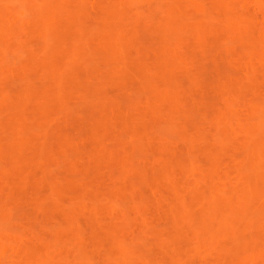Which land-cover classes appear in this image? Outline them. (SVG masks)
I'll return each instance as SVG.
<instances>
[{
    "label": "rangeland",
    "instance_id": "obj_1",
    "mask_svg": "<svg viewBox=\"0 0 264 264\" xmlns=\"http://www.w3.org/2000/svg\"><path fill=\"white\" fill-rule=\"evenodd\" d=\"M81 1H82V8L84 11V13L81 12L82 14H84L82 16L80 15L81 19L84 20L86 24L94 25L97 27V30L95 32H92V33H90V31L86 32V36L88 37V39L90 38L92 39V41L93 39L97 41V39L100 40V38H103V37H109L111 39L118 38L117 40L121 41L119 43L123 45V47L125 48L124 50L125 59L124 61L116 60L117 56H111L105 59L107 64L108 63L109 64L114 63V65L117 64L116 66L119 68V70L116 69L117 71L114 70V67L116 66L113 65V68H112L113 70H112L111 69L112 66L111 67H109V65L106 66L105 61L104 63L101 62V64L105 65L104 66L105 68H103V65H101L102 67L93 65L95 64L94 62H92L93 64H90L91 61L89 63L87 62L88 60L81 63L79 67H77L79 70H78V73L75 74V76L79 75L78 78L92 77L93 78L92 81L101 80V83L103 84L102 86L103 88L100 94L102 93L101 95L104 97V102H105L104 108L105 109L99 106L101 105V102L98 100L95 101L96 104H95V107H93L94 106L93 104L95 102L92 104L91 101H89L90 98L89 96H87V94L86 95L84 94L85 96L81 99L79 97H82V95L77 97L78 94L76 96L73 94L72 97L69 98L70 99L68 102L69 108L66 107V109L68 110L64 108H63L64 110L60 109V107L57 105V103H54V101L53 102L51 101L50 103H48L50 104L49 105L50 107L48 109L51 111V116H50L51 118L49 119V126L55 129L57 132L55 134L50 133L49 135H46V136H39V137L36 136L37 139L35 137V140H37L36 142L37 144L40 143L39 145L42 146V147L40 146L39 147L41 151H43L44 156H46L45 159H47L46 161L47 164L45 163V165H47L46 167L48 168V172L43 175L42 179L43 180L45 179V181H51V182L56 181L57 184H58V181L61 179V184L63 183L61 185L59 182L60 186L61 187L63 186L62 187L63 194L61 193L62 195H60L61 200L60 201L55 200L56 202L55 201L51 202L49 200L50 203L55 204V205L49 204V206L51 205L53 209L48 208L47 206L43 207V204H42L43 201L41 202L40 199L44 200L43 199L44 196L46 198L48 196L46 194L48 193L46 182H44V184L42 185L35 184V182L34 183L33 181L31 182V180L30 181L28 180L26 183L23 182V184L18 182L19 185H17V187L18 186L19 187H18V190L15 191L14 193L15 195L13 194V192L8 193V191H5V189L3 191L2 190L3 188H1L0 189V201H1L0 202L1 204L0 205V220H1L0 221L1 223L0 236L7 235V233L9 234V232L10 234H13L15 233L14 230L17 231L16 233L23 234V235L24 234L29 235V236L35 235L36 237L38 236L37 242L35 240L30 241L29 243L36 242L34 245L32 243V245L30 246L31 247L34 246L40 249V247H43L45 245L44 243L48 242L47 239L49 240V237L51 236L49 234L51 226L53 225V223L55 224L52 211L56 213L62 209L61 211L66 212V209L65 210L63 209L66 207L65 205L69 201L70 196L72 197L74 194L79 195V193L82 191L80 193L81 195L85 191L83 195L81 196L86 201L90 199V195H91L90 192L95 191L94 193L96 194V192L97 191L99 192L100 190V191H104L106 195L109 194L110 191H111L110 193L112 194V191H113L112 187H116L114 186L116 184L117 186L121 184L119 188L120 189L124 188L123 190L124 192L123 191L122 192L125 194V196L129 195L128 192L130 190L135 189L134 191L135 193L131 191L130 196L134 195L132 196L133 197L132 200L137 202V203L135 202L137 206L140 204V207L138 206L139 207L138 210L140 211H137V210L136 211L137 213L138 212L140 213L141 217L145 213V215L143 216L144 220L143 219L139 220L138 218L137 219L134 218L133 219L134 222H133V220H130L131 216L129 214L130 217L128 220L130 221L128 220L127 221L130 224L132 223V225L129 226L127 224L128 222L126 223V218L128 215L123 212V211L127 212L125 210L126 206L125 207L123 206L128 201L127 199L130 197L129 196L126 197L127 199L125 202V199H124L125 196H123V193H122V197H120V200L118 198V200L121 203L122 201L124 202L122 204L119 203L123 205L121 206L124 208L123 210L122 208H120V211H119L120 206L116 207L117 208L116 209L114 208V205L113 207H110L111 206L109 205L110 202L109 203L107 202L108 206H106L107 204L105 203L106 204L105 205L103 202V204H97L99 205L98 208L96 209L97 213L96 211L95 213H92L93 209L92 211H89V213H88V210L86 211L82 210V212L78 211L77 216L79 217L81 216V217L77 218V221L80 220L78 224L79 225L81 224L82 227L80 226L81 227L80 229H79V226L76 228H78V231H79L85 226L83 228L85 233L84 231L82 232V234H84L83 235L84 238L85 237L87 238L88 236L90 238L91 237L99 238L101 235L107 236V240H106V237H104L105 239H101L102 237H100L101 241L104 240L102 244L104 243V245H106L107 242H105V240L109 241L108 243H110L111 240L108 238L110 234L105 235L104 230L106 232L108 231V228L107 230L105 228L109 226V223H110L109 230L113 228H115L114 230H116L118 228V227L117 228L115 227V224H117V222L116 221H115L116 223L113 222V220L116 219L120 227L119 230L121 231V232L120 231L118 232L122 233L123 231L122 226L123 228H125L124 231L127 230L126 232H123V233L129 232L130 235H133V233H135L136 231L137 233L135 235H138L137 236L138 238H136L135 235L134 236H135V240H138V242L137 243L134 242V244L136 243L137 245L139 244L141 245L140 242L142 240H139L140 238L139 233L141 234V232H143V230H145L146 228L149 229L151 224H153L150 229L152 230V233H155V235H153L152 233H150L151 234L150 235L148 232L150 236L148 235L149 238L146 241L147 242L149 240L150 241L148 243L146 241H142L144 242L142 243L143 246L144 244L145 246L147 244L149 245L150 248L146 246L145 248L143 247L139 248V250L145 249L146 253H148L147 251L150 252V249H152L151 250L152 254L148 253L149 255L147 256L148 259L150 258V262H151V259L154 260V262L152 261L151 264L153 263L154 264L155 263L156 264H171L170 256L172 255V253L169 251L168 245L166 248L169 251V253H171V255H166L168 252L165 253L162 251L163 253L161 255L164 254V257L162 256L159 257L161 253L160 252L161 247L157 249L156 251V248H158L159 246H162L161 243H164V240H160V237H162L160 236L161 234L160 231H162L163 230L162 227H164L165 225H167L166 223H168L166 222L168 221L166 219L168 215H166L165 217V214L168 212L170 207L168 208V203L166 204V199L169 198V196H171V193L174 191L172 190V188L173 189L175 188V186L169 188L168 183H165V182H168L167 181L168 179L166 178L168 174L167 172L169 171L172 172L171 174L174 176L175 174H173V172L177 173L176 174L177 176L180 175L179 173L182 172V171L181 172L179 171L180 169L179 167L182 166V165L180 166V162H182L181 160L184 157L186 158L187 156H189L190 153L193 154L192 152L194 151L193 150L195 148L194 146H196L194 152L195 153L197 152L196 154L195 153L194 154L197 155L200 152L198 154L201 156L199 160L204 163L205 160L203 161L202 159V157L204 158V156H202V153H203V150H206V146H207L206 139L204 140L205 142L204 144L202 140L201 141L202 144L198 143L197 141L196 143L198 144H195L194 146H192L189 143L187 144L186 139L182 138L180 135L188 132L192 136L194 135L196 137L202 136V137L207 138L208 136L209 137L217 136V137L222 138L223 141L226 142V143L224 142L225 144H222L223 143L222 142L220 145L219 144L215 145L216 147L210 146V144H208L207 148H211V150L213 151L215 150L216 152L215 151L214 152L221 156L223 160V164L225 165L226 161L227 163L230 161L232 157L231 155L235 154L236 150H237V153L240 150L233 149V146L234 148H237V146L235 147L236 143L232 142V144L230 145L231 142L228 140H225L227 138V135L223 133L224 130L221 129L219 132L217 131L218 133H216L215 131L213 132V130H215L213 128L214 123L217 122L218 120L219 122L220 121L222 122L223 126L236 129L235 131L237 132L236 138L239 140H242L244 139V136L239 128V125H237L236 119L238 120L240 119L243 121L244 120L252 121V122H255V124L260 123L261 121V119L256 114L253 113V107L257 105V103L264 101V19H263L264 14L260 13V11L257 9V6L255 4L257 3V1H260V0H239L237 3H235L236 1L235 0L234 2H232L233 5L235 3L236 10L237 11L240 10L239 13H241V11L245 9L244 10L245 12L242 11L244 13L243 18L244 20H246V18L251 19V22H253L254 28H252V26L250 28L254 30L250 34H245V31H247L246 27L248 28L250 24H248V20H247L246 24H248L249 26H246L245 24H243L245 23L244 20H242L243 21L242 23L239 20L240 24H243L246 26V27L244 26L245 31L243 32L242 31L243 28L240 29L238 28V26H237L238 29H235L232 27L234 30L230 27L232 30V32L229 30V32H231L230 37L227 36L229 33L228 30H226L227 27L224 29L225 25H223L222 27V25H219V24L216 25L215 23V27H214V23H212L214 20L210 19L209 18L210 16L208 18L206 17L207 14L201 16L204 12L203 9L201 8L203 5L201 6L200 4L196 7L192 6V8L194 7L193 9L190 8L191 4L189 1H192V0H134V1L133 0H81ZM209 1L211 0H207L205 2L206 6L208 4L209 6L212 5V3H210ZM202 2H204V0H202ZM108 3H114V4L122 3V5H125L127 10L125 9V11H122L123 9L121 10L118 8L114 10L113 9L114 6L112 7ZM188 3L190 4V6ZM262 3H263L262 6L264 8V0ZM65 4L66 3H64L63 0H53L51 1V3H48V5L46 6L49 9L51 8L53 12H57L60 15V16L56 15L58 17L57 21H54L56 22V25L54 24L56 27L54 25L53 27L51 24L48 23L49 16L45 18L43 23L39 21L41 14H39V11L37 10L38 8L35 9V7H33L32 10L31 9L29 10L28 14L25 13L21 15L20 13L21 7H23L24 5L27 7H29L30 5L34 6L31 0H20V2L18 0V2H15V3H8L7 0H0V15H5V16H10V17L15 16L19 18V20L17 19L16 23L14 24V27L12 28L16 36L11 37V38H8V37L6 38V41L2 49L5 51V44H6L7 53L0 54V57L3 56V54H5L4 59L5 60L7 59L6 62L1 61L2 59H0V61L3 62V63H0V84H3V87L5 86L7 87V90L10 96H12L11 93H13V95L15 93L16 94L22 93L25 95L27 94L26 92H28L29 89H31V91L38 90L40 88V85L38 83L39 81H42L43 83L49 81V80L44 81L42 77L40 80H37V76L39 73L37 71L38 69L36 67L34 68L33 66L32 68L26 63H23V60H21L22 56L17 57L16 49H18L17 47L19 46V44H22L20 45V47L21 46L22 48L24 46L25 47H24V51L21 52V54L24 52L28 54L30 50H33L35 48V44L37 40H35L36 36L34 35V32L32 31L37 26V24L39 25L41 23L48 30L53 32L55 31L54 28H56L57 30L59 25L63 26V23H66L67 21L70 22L71 20L72 23L77 22L76 20L79 18V15L77 13L70 12L69 14L64 15L66 12L64 13H62L63 11L61 12V9L66 7ZM254 5L256 6V8L254 7ZM235 7L233 8L234 10H235ZM210 8L208 9L211 10ZM112 10H114V13L116 14L118 13V15L115 18H112L111 21L108 23L109 28H105L106 19H107L106 17L108 16L107 14L111 12ZM209 10H205V11L209 12ZM262 10L263 9H261V12ZM45 12H46L45 14L47 15L50 12V10H47ZM223 14L224 13H222L221 15ZM228 15H229V12H228ZM212 16L214 15L212 14ZM20 18L23 20H20ZM216 18H223V16L222 17L216 16ZM209 19L212 20V22H210ZM78 20H80V18ZM72 23L71 25L75 26ZM218 23L220 22L218 21ZM243 25H241V27H243ZM62 26H59L58 31H60V28ZM81 29L82 27H76V28L70 29L69 32L71 31L72 33L71 35H76L79 32H81ZM1 31L3 30L0 29V33ZM56 33L57 32H55V34ZM168 33L170 35L166 36ZM226 39H229V41L228 40L226 41ZM115 44L116 43H114V45H111V44L109 45L112 47V49H114V48H117V44L116 45ZM100 45L102 46V44ZM199 45H201V47ZM106 46H108V44ZM166 48L168 49L167 58L170 57L171 59H177V60L178 59L179 60L189 59L188 62L190 61L189 62L190 66L188 65L189 67L186 70L187 72L191 71L188 73L189 76L191 75L197 79V82L199 83L197 84V86L195 85L189 86L188 81H187V77L189 76L185 74L186 70L185 71L182 70V72H180V73L185 72L184 75L186 76L184 75L178 76L176 72L178 78L171 79L170 77H168L169 76L168 72H166L162 68V65L164 62L161 56L162 52L166 53L164 51V49ZM95 49H97V47ZM247 56H249V59H247ZM246 61H249L248 63H250V65L253 64V67H255L254 71L253 70H252L253 72L251 71L252 73L247 72L245 70L244 64ZM124 64L128 66L127 67L128 69L126 68L127 70H123L122 67ZM183 68L185 69V67ZM179 71H181V68L178 69V72ZM49 74L47 75L49 76ZM52 74L53 76H55L54 73ZM226 75L231 77L232 83L230 85H227V83H225L226 80L223 77H225ZM175 76L176 75L174 74V77ZM30 82L31 84H29ZM154 90H157L158 92L154 93L153 92ZM169 91L171 92V94H168ZM98 92H99V89H98ZM162 92L163 93L166 92L168 95H170V97L172 96L173 99L175 98L177 101H179V104L175 107V109L172 108L175 112L178 113L179 115L178 121L180 120V122L179 123L177 122V124H175L174 127L170 126L169 128V125L167 127V124L164 123V121H162V117L160 115L157 116V114L155 113L154 115H152L151 110L152 108H154V106H152L151 103L147 104L150 102L149 100L151 98H152L151 100H155V97L157 98L158 95L163 94ZM49 94L48 92L42 93V95L47 98ZM24 95L23 96L21 95L22 97V98L20 97L21 100L19 99L20 101L17 102L18 107L21 106L19 105L20 103L23 104L25 102L26 98L27 99L29 98V97L25 98ZM30 99H31L30 100L31 102H28V104L25 103L27 104L26 106L27 109L29 108L27 111L30 112L29 110H31L35 112L36 109L34 107V104H31L34 99H32V97ZM128 105L132 106V109L134 112L143 114L144 116H141L142 118L146 116L144 118L145 121L144 119L142 121L144 122L143 125L146 126L145 127L146 129H143L145 132V135L150 137L149 139L147 138L148 140L142 139L140 137L133 138L132 135L130 137L129 131L127 130V127H129V123L128 121L125 120L127 123L126 126L128 125L126 127L125 123L123 122L124 120L121 117L125 107ZM9 107L11 108V105ZM97 107L103 108L106 112V115H108V117L106 115H105L106 117L102 116L98 112ZM170 107L171 106H169V108ZM10 108H8V104L6 105L0 104V117L6 118V119H8L10 116L14 117L15 116V113L13 110L14 108L13 107L11 109ZM15 108L17 109V106ZM164 108L166 110L169 109L168 107H164ZM226 108L232 110L231 111L232 116L236 121L235 120L230 121L228 120V118L224 119L225 116L223 117V115L228 114V111H227L228 109ZM15 112L17 114V111ZM146 122L148 123V125H146L147 124ZM154 124H156V127ZM157 125L159 128L157 127ZM262 125L264 124L262 123ZM137 126L141 130L140 128L141 125H137ZM163 130H165L166 132L164 131L165 132L164 133ZM8 132H11V131L9 130ZM155 133H157V135H155ZM162 133L164 134L168 133L169 135L167 134L168 136L164 137ZM261 133L263 134L264 130ZM6 134H9V135H6L5 137V135L2 136V134H0V148H1L0 158L2 159V160L0 159V163H3L2 164L4 165L3 167L6 168V170L8 169V171L11 172L10 174L14 175L13 177L15 181H17L16 179H18L17 178L18 175H16L15 173L18 170L19 171L21 170H20V167L15 166V164L12 163L11 158H14V156L12 157L11 152L7 150L8 149L7 141L11 139L9 137L11 136L15 137V136L12 135L11 133H6ZM161 134L162 136H160ZM1 142L2 144L4 143L3 146L1 145ZM198 145L201 147H198ZM192 147L193 149H191ZM212 147H214L215 149ZM232 149L235 152H232ZM6 150L9 153L6 152ZM242 152L240 151L239 155ZM246 153L248 154L249 151L248 152L246 151L245 154ZM242 155L239 157L237 156V158L238 159L241 158L243 162L244 160L246 161L247 159L249 162L247 164H244L242 161L240 162L238 161L239 164L242 163V166L245 165L244 167L250 166L251 163H250V160L248 159L249 154L248 156L244 155L247 157H244ZM160 159L164 162V165L162 161L158 162V160ZM186 159L188 161V158ZM161 163L162 165H160ZM168 165L170 167H168ZM23 166H24L23 168L21 167L22 169L24 170L27 169L29 172L33 171L32 167H28V165L27 166L23 165ZM231 166L232 165L228 167H231ZM171 167L173 169H171ZM225 167L227 168V164L226 166H224V169H226ZM166 169H167V172H166ZM183 169L184 168H182L181 170ZM188 169H189V166H188ZM19 171L17 174L20 173ZM183 172L185 173V175L184 173H182L181 174L182 176H186L189 173V171L187 170ZM152 173H154L155 177L158 176V178H156L157 180L159 179L158 181L155 179ZM155 173L157 176L155 175ZM162 173L163 174L166 173V175L163 176ZM55 175L60 176L58 177L59 178L58 181L54 180ZM231 175L234 177V173H232ZM151 178H153V180ZM163 178H166L167 180ZM185 179L189 180L190 178L189 179L185 178ZM258 182L256 181L253 183L257 185L258 184L264 185V183L262 184V182H259V183ZM132 185L138 188L136 187H133V189L129 188ZM170 186L172 185L170 184ZM168 189H170V191L172 190L171 193H169L170 191ZM158 192L160 193V195ZM17 193H19L21 197L23 196L21 200L23 201L25 200L24 202L22 201V204L20 200L21 197ZM87 193H90L89 197L87 196L88 195ZM186 194L184 195L185 197H187ZM9 195H11V198ZM18 195L20 198L17 197ZM14 196H16L17 198ZM165 196H168V197L165 199ZM190 196H188V198H190L189 200L193 199V197L191 198ZM159 197H163V199H165L166 205L164 204L163 199ZM191 201H194V200H191ZM48 203H44V204L47 205ZM135 203L134 205L136 206ZM40 204L42 207L40 206ZM97 205L94 206V208L97 207ZM169 206H171V204ZM99 207H101L100 208L101 210L99 209ZM109 207L111 208V210ZM54 208L56 212L54 211ZM135 208L137 209V207ZM49 209H51V212ZM1 210L3 211L2 213H1ZM47 210L49 211V213H47L48 212ZM114 211H116L117 213ZM121 212H123L124 215L125 214L127 215V216L125 215L126 218L123 221L122 219L119 221L120 218L124 217V215L121 216L122 215ZM7 213L8 215H11L12 217L8 216ZM50 213L53 217L49 215ZM66 213H68V211ZM79 213L81 214L84 213L83 214L84 216L81 214L79 215ZM69 214L70 213H68V215ZM72 214L73 213H71L70 215ZM95 214L97 216L98 215L99 216L102 215V216L95 217L96 216ZM49 216L52 219L48 218ZM87 216H89L88 219H87ZM64 218L65 217H63L62 219L58 218L59 221L57 220V218L55 219L58 222H61L60 225H62V223L67 224L68 222V220H66L67 218L65 219ZM81 218L83 221L81 220ZM97 220H99L100 222ZM57 221H56V224H57ZM101 221H105V223L102 222L101 224ZM121 221L123 222V225H121L122 224ZM149 221L152 223H150ZM89 222L92 223V225L95 224V222L96 224L92 226ZM98 222L100 223L99 226H97ZM140 222H142V224H140ZM68 224L67 226L64 225V228L62 227L63 229H60L61 227L60 228L57 227L58 232H59L57 233L60 236L63 237L68 233L67 230L69 229L66 228L68 227ZM144 224L145 226L148 224L150 225H148L149 227L148 226L145 227ZM153 226L155 229L153 228ZM2 227L3 229H1ZM6 227H8L10 231ZM57 228L55 227L53 231H55V229ZM162 232H163L162 235L164 237V231ZM143 233H142V238H144ZM145 233L147 234V232ZM255 233H254L255 236L252 233L253 236L248 237V239L249 238L252 239L253 245L251 243V239H249V241L246 240L247 243L249 242L250 246L257 245V246H254L255 252L257 251L255 250V248H257L258 245L260 246L258 248L264 250L263 249L264 248L263 246L264 245V241H263L264 234H262L264 233V231L262 233L261 232L260 233L255 232ZM156 234L159 235L158 238L156 237L157 236ZM48 235L49 237H47ZM130 235H129L130 239L134 238V236L131 237ZM35 236H32V237H35ZM84 238H83V241H84ZM157 239H159L158 243L156 242L158 241ZM166 242L167 241H165V243ZM183 242H185V239L183 240ZM37 243L38 244L41 243L43 246L41 244L40 246ZM36 244L37 246H35ZM164 245L162 248L163 250H164ZM109 246L111 245L107 244L106 246H104V249L101 248V250H98L99 252L97 253L99 254L96 253L97 247L95 249V252H93L95 247L93 248V251L92 250L91 251L98 255L96 257L100 256L99 259H101V257L106 254L107 250L110 249L109 252H111V250L113 249L112 247H109ZM106 247H108V249ZM166 248H165V251H166ZM102 249L104 250L105 254L103 253ZM231 249L233 252L231 251ZM135 250L137 251V252L135 251V253L137 254L138 252L141 251V250L138 251V249L136 248ZM224 251L226 252V250ZM229 251L230 252L227 251V257H225L223 260L217 257L218 255H216V257L217 259L219 258V260L214 259L215 256L213 255H215L217 252H215V254L214 252H212V254L209 253V255L211 256L208 257V259L206 258V256L203 255V258L201 257V260L203 259L204 262L203 261L201 262H203V264H230V262L233 263V261H230L231 259L230 257H232L231 260H236L235 257L237 255H234L236 251L234 248H229ZM109 252L107 251V253ZM261 252L264 253V251H261ZM228 253L231 254L230 257ZM257 253L259 252L257 251ZM260 254L262 253H259V255ZM223 255H226V253ZM155 257H157L158 262L155 261L156 260ZM158 258H161L162 260L160 259L159 261ZM226 258L228 259L230 258V259L228 260ZM137 259L138 258L135 259V262L133 261L134 264H139V263L142 264L141 263L142 261L137 260ZM261 261H264V259H261L255 263L264 264V262L262 263ZM238 263L240 262H236V264ZM242 263L244 264V262ZM249 263L250 262L248 263L246 262L245 264H249ZM252 263L255 264L254 262H251V264Z\"/></svg>",
    "mask_w": 264,
    "mask_h": 264
},
{
    "label": "bare ground",
    "instance_id": "obj_2",
    "mask_svg": "<svg viewBox=\"0 0 264 264\" xmlns=\"http://www.w3.org/2000/svg\"><path fill=\"white\" fill-rule=\"evenodd\" d=\"M51 1H53V0H31V2L33 3L34 6L30 5L29 7H27L24 5L23 7L20 8V13H21V15H23L25 13L28 14L29 10L30 9L32 10V8L35 7V9L38 8L37 10L39 11V14H41V17L39 20L40 22L43 23L45 18L47 16H49L48 20L50 22L48 21V23L51 24L52 26L54 24L56 25V22H54V21H57V18H58L57 16H60V15L57 12H53V10L51 8L49 9L46 7L48 5V3H51ZM192 1H189L191 4L190 8H192V6L196 7V6L201 4V6L202 5L203 6L202 7L200 6V7L204 11L201 16L207 14L208 15V16L206 15L207 18L210 16L209 17L210 19H212L214 21L216 19L215 22L214 21L212 22V20L209 19L210 22L214 23V27H215V23H216V25L219 24V25H222V27H223V25H225L224 29L227 27L226 30H228V32H229V30L232 32V30H231L232 27L235 29H238V28L242 29L243 28L242 31L244 32L245 27L249 26L248 24H250V26L248 28L246 27L247 31H245V34H250L254 30V29H252V28H254V26H253V22H251V19L246 18V20H244V18H243L244 13L242 11H244L245 9H243L241 11V13H239L240 10H238V11L236 10L235 3H237L239 0H236V1L235 0H211V1H209L210 3H212L211 6H209V4L207 6L205 5L206 4L205 2L207 0H204V2H202V0H192ZM234 1H235V3L233 5L232 2H234ZM7 2L8 3H15V2H18V0H7ZM19 2H20V0H19ZM63 2L66 3L65 6L67 8L66 7L62 8L61 12L62 11H63L62 13L66 12L64 15H67L70 12H75L79 15L80 20H78L79 19L78 18L76 20L77 22H75V23L74 22L72 23L71 20H70V22L67 21L66 22L67 24L63 23V26L59 25V26H62L60 28V31H58V29H59V26H58L57 30H56V28H54L55 31H53V32L48 30L45 26H43V24H41V23L39 25L37 24V26L32 31V32H34V35L36 36V39L35 38L34 39L39 41V42L36 41L35 48L33 50H30L28 54H26L25 52L21 54V52L24 51V47H25V46L23 48H22V46L20 47V45H22V44H19V46L17 47L18 49H16L17 50L16 51L17 57L22 56L21 60H23V63H26L27 65H29L31 67L33 66L34 68L36 67L38 69L37 71L39 73L37 76V80H40L42 77L44 81L45 80L46 81L49 80V81L44 82V83L42 81H39V82L37 81L40 85V88L38 90H34V91L33 90L31 91V89H29L28 92H26L27 94H25L26 96L22 93H18V94L15 93L14 95H13V93H11L12 96H10L9 92L7 90V87L5 86L6 87V89H5V87H3V84H0V104H4V105L8 104V108H10L9 106L11 105V108L12 107L14 108L13 110L15 113V116L13 115L14 117L10 116L8 119L0 117V134H2V136L5 135V137H6V135H9L6 133H11L12 135L15 136V137H12L10 135L11 137H9V138H11V139L9 141H7L8 142L7 143L8 149L7 148L6 149L11 152L12 157L14 156V158H11L12 163L15 164V166L20 167V170H21V171L18 170L20 172L19 174H17L18 171L16 173L14 172L16 175H18L17 176L18 179H16L17 181H15V179L13 177L14 175H11L10 174L11 172H9L8 169L6 170V168L3 167L4 166V165H2L3 163H0V189L3 188L2 189L3 191L5 189V191H8V193L13 192V194H14L15 191L18 190V187H19V186L17 187V185H19L18 182L23 184V182L26 183L28 180L29 181L31 180V182L33 181V183L35 182V184H41V185L44 184V182H46V187L48 189V193H46V194L48 196H47V198L44 196V198H43L44 200H42V199H40V200H41V202L43 201L42 202L43 207L47 206L48 208H51V209H53V207H51V205L49 206V204H53V203H50L49 200L51 202L55 201V200L60 201L61 200L60 195L63 194L62 193V190H63L62 187L63 186L62 187L60 186L61 179L59 180L58 177H60V176H58V175H55L54 180H57V181L59 180L58 181V184L60 182L59 185L57 184L56 181L51 182V181H45V179L44 180L42 179L43 175L48 172V168L46 167L47 165H45L47 159H45L46 156H44L43 151H41V149H40V147H42V146L39 145L40 143L37 144L36 143L37 140H35L36 136L37 137L46 136V135H49L50 133L55 134L57 132L55 129H53L49 126V119L51 118L50 117L51 111L48 109L50 107L49 106L50 104H48V103H50L51 101L52 102L54 101V103H57V105L60 107V109H63V108L66 109V107L69 108V106H68V102L70 100L69 98L72 97L73 94L75 96L78 94L77 97L82 95V97H79L80 99L83 98L87 94V96H89V98L91 99V100L89 99V101H91L92 104L98 100L101 102V105H99V106L104 108V106H105L104 97L101 95L102 93L100 94V92L103 88L102 87L103 84L101 83V80H96L97 81L96 82V81H92L93 80L92 77L78 78L79 75L75 76V74L78 73V70H79L77 67H79V65L81 63L88 60L87 62L90 63V61H91L90 64H93L92 62H94L95 64H93V65H97V66L103 65V64H101V62L104 63V61H105V65L106 66L109 65V67L112 66L111 67V69H112L114 63L113 64L112 63L107 64L105 59H107L111 56H117L116 60H119V61H124V59H125V55H124L125 54V52H124L125 48L123 47V45H121L119 43L121 41L117 40L118 38L117 39H111L109 37H103V38H100V40L97 39V41L94 39L92 41V39H90V38L88 39V37L86 36V32H88V31H90V33L95 32L97 30V27L94 25H88V24H86V22L84 20L81 19L80 15L81 16L84 15L81 13V12L84 13L81 0H63ZM262 2H263V0H262ZM262 2L260 0V1H257L258 4L257 3H255V4L257 6V9L260 11V13L264 14V8L262 6L263 5ZM108 4L112 7L114 6V8H113L114 10L116 8H118L121 10L123 9L122 11H125V9H126L125 5H122V3H118V4L108 3ZM190 4H189V6H190ZM256 6L254 5L255 8H256ZM15 7H17V6H15ZM234 7H235L236 11L233 9ZM208 8H210L211 10H209ZM68 9L69 10L71 9V10L69 11ZM204 9L209 10L210 14L208 11L206 12ZM261 9H263L262 12H261ZM47 10H50V12L46 15L45 11H47ZM114 10H112L111 12H109L107 14L108 16L106 17L107 19H106L105 28H109L108 23L111 21L112 18H115L118 15V13L117 14L114 13ZM221 12L224 14L221 15L222 14ZM228 12H229V15H228ZM234 12H235V14H234ZM212 14L214 16H212ZM240 14H241V16H240ZM215 15L219 16V17L223 16V18H216ZM211 16H212V18H211ZM238 16H240V17H238ZM17 19L19 20V18L15 17V16L10 17V16H5V15H0V29L3 30L0 33V54H2V53L6 54L7 53L6 44H5V51L2 49V47L6 41V38L7 37L11 38V37L16 36L12 28L14 27V24L16 23ZM263 19H264V16H263ZM20 20H23V19L20 18ZM239 20L241 23L243 22L242 20H244L245 23H243V24H245L246 26L243 24H240ZM247 20H248V24H246ZM218 21L220 23H218ZM71 23L74 24L75 26L71 25ZM241 25H243V27H241ZM237 26H238V28H237ZM251 26H252V28H250ZM76 27H82L83 30L81 29V32H79L76 35H71L72 33H71V31L69 32V30L72 28H76ZM212 27H213V25H212ZM55 32H57L56 34L58 36L55 34ZM231 32L228 33V35H227L228 37H230ZM32 35H33V33H32ZM169 35L170 34L168 33L166 36H169ZM35 36H33V37H35ZM227 40L229 41V39H226V41ZM114 43L117 44V48L112 49V47L109 44L114 45ZM100 44H102V46ZM105 44L106 45L108 44V46H106ZM199 44H200V42H199ZM95 46L97 47V49H95L96 48ZM199 46L201 47V45H199ZM166 49H164V51L166 53L162 52V54H161L162 60L164 62L162 65V68L166 72H168V75H169L168 77H170L171 79H176V78H178L179 75H184L185 72L184 73H180V72H182V70L185 71L190 66L189 65L190 61L188 62L189 59L188 60L187 59L186 60L185 59L184 60L183 59L177 60V59H171L170 57L167 58L168 49L167 50ZM202 50H201V52H202ZM5 54H3V56H1L2 58L0 57V59H2L1 61H3V62L7 61V59L6 60L4 59ZM247 59H249V56H247ZM1 61H0V63H3ZM187 62H188V64H187ZM248 62L249 61H246L244 64L245 70L247 72L252 73L254 71L255 67H253V64L250 65V63H248ZM105 65H103V68H105L104 67ZM116 65H114V66H116ZM185 65H187V66H185ZM182 66L185 67V69ZM127 67L128 66L124 64L122 68H123V70H127L128 69ZM180 68H181V71L178 72V69H180ZM116 69L119 70V68L117 66L114 67L115 71H117ZM176 72H177L178 76H177ZM189 72H191V71L187 72V70H186L185 74L188 75ZM52 73H54L55 76H53ZM47 74H49V76ZM174 74L176 75L175 77H174ZM186 75H184V76H186ZM44 76L46 79L44 78ZM49 77H51V78H49ZM223 78L226 80L225 83H227V85H230L232 83L230 76L226 75ZM187 81H188L189 86H193V85L197 86V84H199L197 82V79L191 75L189 77H187ZM29 84H31V82ZM98 89H99V92H98ZM171 89H172V87H171ZM44 92H48V94L50 92V94L48 95V98L42 95V93H44ZM153 92L155 93L158 91L154 90ZM20 94L22 96L24 95L25 98L26 97H29V98L28 99L26 98L25 102L23 103L24 105L20 103L19 105H21V106L18 107L17 102L21 100ZM168 94H171V92L169 91ZM168 94L166 92L161 94V95L157 94L158 97L157 98L155 97V100H151L152 99L151 98L149 100L150 102L147 100L149 103H147V102L146 103L147 104L151 103V105L154 106V108L151 107L152 108V110H151L152 115H154V113L157 114V116L160 115L162 117V121H164V123L167 124V127L169 125V128H170V126L174 127L175 124H177V122L178 123L180 122V120L178 121V118H179L178 113L172 109V108L175 109V107L179 104V101H177L175 98L173 99L172 96L170 97V95H168ZM50 95H51V97H50ZM31 97H32V99H34L31 104H34V107L36 109V111L34 110L35 112H33L31 110H29L30 112L27 111L29 108L27 109L26 106H27L28 102H31L30 101ZM85 99H87V98H85ZM25 103H27V104H25ZM95 104H96V102L93 104L94 105L93 107H95ZM16 106H17V109L15 108ZM128 106L125 107L121 117L124 120V121L123 120L122 121L125 123V126L127 124L126 121H128V123H129V127H127L128 125L126 127H127V130L129 131L130 137L132 135L133 138L134 137L135 138L140 137L142 139H147V138L149 139L150 137L145 135V132L143 130V129H146L145 128L146 126L143 125L144 122L142 120L146 116L144 118H142L141 116H144L143 114L134 112L132 109V106H130V105H128ZM169 106H171L170 107L171 110H170ZM101 107H97V110L102 116H105L106 115V112L104 110L105 108L103 109ZM164 107H168L169 109L166 110ZM226 109H228V108H226ZM66 110H68V109H66ZM15 111H17V114ZM227 111H228V114L223 115V117L225 116L224 119L228 118V120H230V121L235 120L232 116V112H231L232 110L228 109ZM253 113L256 114L261 119L260 123L255 124V122H252V121H245V120L243 121L240 119L239 120L236 119L237 125H239V128H240V130L244 136V139H242V140H239L236 138V134H237V132H235L236 129H232V128H229L227 126H223L222 122L221 121L219 122L218 120H217V122H215L216 124L214 123L213 128L215 130H213V132L215 131L216 133H218L221 129L224 130L223 133H225L227 135V138L225 140L230 141L231 142L230 145L232 144V142L236 143L235 147L237 146V148H234V146H233L234 150L239 149L242 152L244 149V151L245 150L247 152L249 151V153H248L249 156L247 153L245 154L246 151L245 152L243 151L239 155L240 151L237 153V150L235 152L232 149V152H235V154L231 155L232 157H231L230 161L232 164L230 163V161L228 162L230 164H228L226 161V163L224 162L225 163V165H224L221 156L219 154L215 153L216 152L215 150H214L215 151L214 152L213 150H211V148H207L208 144H210V146H214V147H216L215 145H217V144L220 145L222 142H223L222 144H225L226 142L223 141L222 138L217 137V136H211V135H210L211 137L208 136L207 138L202 137V136L196 137L194 135L192 136L188 132L180 135L182 138L186 139L187 144L189 143L192 146H194L195 144L201 143L202 140H203L202 142L204 144L205 139L208 141V143L206 141L207 146L204 145V146H206V150H203V153L201 152L202 156H204V158L202 157V159H203V161L204 160L205 161L203 163L199 160V158H201V156L198 155L200 152L197 155H195L197 152L196 153L194 152L195 148H196V146H194L195 147L194 149H193V147L191 148L194 150L192 152L193 154L188 153L189 156H187V154H186V156H187L186 158H188V161L184 157L186 160L183 158L181 160L182 162H180V166L181 165L182 166L181 167L178 166L180 168L179 171L180 172L182 171L181 173H179L180 175L177 176L176 175L177 173L173 172V174H175V176H177V177H175L174 175L171 174L172 172L169 171L170 172V174H169V172H167V169H166V172L168 173L166 178L168 180L166 178H163V179H166L168 181L165 183H168L169 188L174 187V186H175V188L174 189L172 188V190H174L172 193H171L172 190L170 191V189H168L170 191L169 193H171V196H169V198H167L168 196H165V199L167 198L166 204L168 203V208L169 207L170 208H169L168 212L166 211L168 214L167 213L165 214V217H166V215H168V217H166V219L168 220L166 222H168V223H166L167 224V225H165L166 227L164 225H163L164 227H162V229H163L162 231H164V237L162 235L163 232L160 231L161 232L160 236H162V237H160V240H164V243H165V241H167V242L165 243V245H164V243H161L162 246L158 245L159 247L156 248V251H157V249H159L161 247L160 248L161 253H160L159 257L160 256L164 257V254L161 255L163 252L169 253V251H170L172 253V255H171V253H169V254L167 253L166 255H171L170 256L171 264L172 263L173 264H203L204 261H203V259L201 260V257L203 258V255L206 256V258L208 259V257L211 256V255H209V253L212 254V252H214V254H215V252H217L215 255H213V256H215V258L214 257L213 258L216 260H219V258L223 260L225 257H227V251L230 252L229 248H234L236 251V253L234 255H237L236 257L234 256L236 260H231L232 257H230V255L233 252L232 249H231V251H232L231 254L228 253L229 257L231 258V259L229 258L230 261H233L234 264H236V262H240L241 264H243L242 262H244V264L246 262L247 263L250 262L249 264H251V262L255 263L261 259H264L263 258L264 253L261 252L264 250L258 248V247H260L259 245L257 248H255V250H257L259 253H262V254H260L261 256L259 255V253H257V251L256 252L254 251V246H257V245L252 246L253 243H252L251 238H249V239H251L252 245L250 246L249 242L247 243V241H249L248 237L253 236L252 233L253 234L255 232H258V233L261 232L262 233L264 231V192H263L264 191V185H259V184L257 185L255 183H253L256 181L262 182V184L264 183V133L263 134L261 133L264 130V125H262V123L264 124V101L257 103V105H255L253 107ZM106 116L108 117V115H106ZM144 121H145V119H144ZM147 122H149V121H147ZM159 122H160V120H159ZM137 125H141L140 126L141 130L139 129V127ZM146 125H148V123ZM154 125L156 127V124H154ZM151 126H153V125H151ZM157 127H158V125H157ZM9 130L11 132H8ZM156 130H157V128H156ZM164 131L165 130H163V132ZM191 132H192V130H191ZM164 133H162L164 135V137L169 135L168 133H166V134H164ZM162 134L160 136H162ZM155 135H157V133H155ZM52 136H54V135H52ZM37 137H36V139H37ZM54 139H55V137H54ZM197 141H198V143H196ZM3 144L1 142L2 146H3ZM199 145H198V147H201ZM37 147H39V148H37ZM214 147H212V148H214ZM7 150H6V152H8ZM200 151H201V149H200ZM187 152H189V151H187ZM241 155L242 156H244V155L248 156V159L250 160V163H251L250 166L244 167L245 166L244 164H247L249 161L246 159L247 162L245 160L243 162L241 160V158L238 159L237 156L239 157ZM247 156H244V157H247ZM191 158H193V159H191ZM159 161H162V160L160 159V160H158V162ZM178 161H180V160H178ZM238 161L239 162L242 161L244 163L243 164L244 166H242V163L239 164ZM226 164H227V168L225 167L226 169H224V166H226ZM23 165H25V166L28 165V167H32L33 171L29 172L27 169L26 170L22 169L24 167ZM160 165H162V163ZM163 165H164V162H163ZM187 165L189 166V169H188ZM221 165H223V166H221ZM230 165H232V166L228 167ZM75 166H77V165H75ZM165 166H166V164H165ZM168 167H170V166L168 165ZM182 168H184V169L181 170ZM171 169H173V168L171 167ZM186 170L189 171V173L187 172L188 174L186 176H182L181 174L184 173L183 171H186ZM163 172H165V171H163ZM232 173H234V177L231 175ZM152 174L154 176V173H152ZM155 175H156V173H155ZM165 175H166V173L163 174V176H165ZM184 175H185V173H184ZM122 176H121V178H122ZM12 177H13V179H12ZM156 178H158V176L155 177V179ZM185 178H188V179L190 178V179L186 180ZM151 179L153 180V178H151ZM161 179H162V177H161ZM251 181H253V182H251ZM141 184H143V183H141ZM170 184L172 186H170ZM114 186H116V187H112L113 188L112 194L110 193L111 191L109 192V194H111V195H109V194L106 195L104 191H100V190H99V192L97 191L96 194L94 193L95 191L90 192L91 195H90V193H87L88 197L90 195L91 200L88 199L85 201L84 198H82L81 195H83V193L85 191L81 195H80V193L82 191L80 193L78 192L79 195L74 194L75 196L74 195L72 197L70 196L69 201L66 203V205H65L66 207L63 210L66 209V212L68 211V213H70V214L73 213L72 215H70V214L68 215V213H66L65 211H61L62 209L60 211L56 212V210L54 208V211L56 213H54L52 211V213H53L52 215L54 216L55 224L53 223V225L51 226L52 230L50 229V232L53 231V229L55 227L56 228L61 227L60 229H63L64 225L67 226V224L69 223L68 227H66L67 229H69V230H67L68 233L62 237L58 234L59 233L58 228L55 229V231H53L51 233L49 232V234L51 236L50 237H49V235L47 236V237H49V240L47 239L48 242L44 243L45 244L44 246L40 243L43 246V247H40V249L36 248L34 246L33 247L30 246V245H32V243L34 245L37 242L38 236L36 237L35 235H32V236H35V237H32V236L25 235V234L24 235L19 234V233H16L17 232L16 230H14L15 233H13V234H10V232H9L10 235L8 233H7V235H1L0 236V264H134L136 258H138L137 260L142 261L141 262L142 264H151L152 261L154 262V260H152V259L150 262V258L149 259L147 258V256L149 255L148 253L152 254V252H151L152 249H150V252L147 251L148 253H146L145 249H143V250L140 249L141 251L139 250V248H141V247H143V248H145L146 246L149 247V245H147V244H146V246H145V244L143 246L142 243H144V242H142V241H146L149 238L148 235L150 233H152V230L150 228L153 224H151L150 227L148 226L150 224L146 225L149 227V229L144 228L146 231L143 230V232L145 231V232H147V234L145 232H144L145 234L143 232H141V234H140L138 231V233L140 235L139 240H142L141 242L139 241L142 246L140 244H139L140 245L139 246L136 244L138 242V240H135V236H136V238H138L137 237L138 235H135L137 232L135 231V233H133V235H130L129 232L123 233V232H126L127 230L124 231L125 228H123V226H122L123 231H122V233H119L118 231H120L119 230L120 227L118 225V221L116 219L113 220V222H115V221L117 222V224H115V227L116 228L118 227L116 230H114L115 228H113L112 226L111 227L113 229L109 230L110 223H109V226L105 228L106 230L108 228L107 232L103 228V230L105 232V233L104 232L103 233L105 235L110 234V236H108V238L111 240L110 243H108L109 241H106L107 236H104V235L100 236V237H102L101 239H105L104 237H106L105 242H107L108 245L109 244L111 245L109 247L113 248V249L111 248L112 250H111V252H109L110 249L107 250L108 247H106L107 248L106 250L109 252V253H107V251L105 250L106 254H105L103 249H104V246H106L107 244L106 245H104V243L102 244V242L104 240L101 241L99 236H98L99 238H97V237H91L90 238L89 236L87 237L89 239H87L86 237L84 238L83 237L84 234H82V232L84 231L83 228L85 226L82 228L83 230L81 229L79 231H78V228H76L78 226H79V229L82 227L81 224L80 225L78 224V222L80 220L78 219L79 221H77V218L81 217V216L80 217L77 216L78 211L82 212V210H85V211L88 210V213H89V211H92V209H93L92 213H95V211L97 213L96 209L99 206L97 204H103V202H104V204L105 203L107 204V205L105 204L106 206H108V203L110 202L109 203V205H111L110 207H113V205H114V208L120 206L119 211H120V208H122V210H123L124 209L123 207L126 206L125 210L127 212H125V211H123V212L126 213L128 216L125 214L127 216V218H126L124 213L121 212L122 213L121 216L124 215V217L123 218L118 217V218H120L119 221L121 219L123 221V220H125V218H126V223L130 220H133L134 218L135 219L138 218L139 220L140 219L144 220L143 216L145 215V213H144V215L141 213L143 215L142 216L143 218L141 217L139 212L137 213V211H140V210H138V208L140 207V204L138 205L139 206L138 207L136 204L137 202L132 200V198H133L132 196H134V195L130 196L131 191L134 192L135 189L130 190L128 192L129 195L126 193L130 197L127 199L126 197H128V196H125V194L123 193L124 188L120 189L119 186H117V184ZM133 187H136V186L132 185L129 188L133 189ZM136 188H138V187H136ZM5 193H7V192H5ZM122 193H123V196H125V198H124L125 202H126V199L128 201L129 200L131 201V202L129 201L130 204L128 203V201L126 202L127 205L129 204L128 206L126 205V203L124 206L121 205L122 203H124L123 201H122V203L119 202L120 197H122ZM158 193H156V194H158ZM17 194H19V193H17ZM92 194H94V195H92ZM185 194L187 197L184 196ZM19 195L17 197H19ZM159 195H160V193H159ZM9 196L11 198V195H9ZM188 196H190L191 198L193 197V199H191V200H194L195 202L189 200L190 198H188ZM14 197H16V196H14ZM20 197H21V195H20ZM22 198H23V196L20 198V200ZM26 198H27V196H26ZM118 198H119V200H118ZM159 198L163 199V197H159ZM186 198L191 202H189ZM165 199H163L164 204H165ZM22 201L23 200H21V204H22ZM46 201H48L49 203ZM95 202H96V204H95ZM44 203H48V204L45 205ZM119 203H121V204H119ZM134 203L136 204V206L134 205ZM164 204H162V205H164ZM170 204H171V206H169ZM53 205H55V204H53ZM96 205H97V207L94 208V206H96ZM40 206H41V204H40ZM121 206H123V207H121ZM135 207H137V209ZM100 208L101 207H99V209ZM51 209H49L50 212H51ZM110 210H111V208H110ZM2 212L3 211L1 210V213ZM114 212H116V211H114ZM47 213H49V211ZM80 214L81 213H79V215ZM83 214H81V215H83ZM129 214L131 216L130 220H128L130 217ZM4 215H6V214H4ZM7 215H8V213H7ZM49 215L51 217H53L51 215V213ZM8 216H11V215H8ZM50 216L48 218L52 219ZM59 216H61L62 218L63 217L67 218L66 219V220H68V222L66 221L67 224L62 223L63 226L60 225L61 222H58L59 221L58 218H60V219H62V218ZM83 216H82V218H83ZM98 216L96 215L95 217H98ZM101 216H99V217H101ZM110 216H111V214H110ZM88 217L89 216H87V219H88ZM55 218H57L58 221ZM82 218H81V220H82ZM113 218H115V217H113ZM102 219H103V217H102ZM56 221H57V224H56ZM97 221H99V220H97ZM105 221H107V220H105ZM105 221H101V224H102V222L105 223ZM122 221H121V223H122L121 225H123ZM96 222H95V224H96ZM99 222H98L97 226L100 225ZM133 222H134V220H133ZM107 223H106V225H107ZM150 223H152V222H150ZM83 224H84V222H83ZM90 224L92 225V223H90ZM95 224H93V225H95ZM112 224H114V223H112ZM127 224L129 226L132 225V223L130 224L129 222ZM140 224H142V222H140ZM116 225H118V226H116ZM138 225H139V223H138ZM144 226H145V224H144ZM0 227H1V223H0ZM223 227H225V228H223ZM6 228L8 229V227H6ZM94 228H95V226H94ZM94 228H93V230H94ZM153 228H154V226H153ZM1 229H3V227ZM4 229H5V227H4ZM147 230H149V231H147ZM109 231H110V233H109ZM11 232H13V231H11ZM148 232H149V234H148ZM84 233H85V231H84ZM142 233L144 235V238H142ZM152 234L155 235V233H152ZM248 234H250V235H248ZM255 234H254V236H255ZM262 234H264V233H262ZM87 235H89V234H87ZM129 235L131 237L134 235L135 236H134V238L130 239ZM156 235H157L156 237L158 238L159 235L158 234H156ZM189 235H190V237H189ZM91 236H92V234H91ZM82 237L84 238L85 243H84ZM186 237H187V239H186ZM184 239H185V242H183ZM32 240H35L36 242L35 243L34 242L29 243ZM155 240H156V238H155ZM157 240L158 241H156V242L158 243L159 239H157ZM86 242H87V244H86ZM134 242H136V243L134 244ZM38 243H39V241H38ZM37 244L35 246H37ZM40 244H38V245H40ZM163 245H164V250L162 249ZM167 245L169 246L168 247L169 251L166 248ZM101 246H103V247H101ZM135 246H137L138 248ZM96 247H97L96 253L99 252L98 250H101V248H103L102 250H103V253L105 255L102 256L101 259H99L100 256L96 257V256H98L97 254H99V253H97V254L93 253V252H95ZM134 247L136 249H138V251H140V252H138V254L135 253L136 250ZM93 248H94V251H93ZM165 248H166V251H165ZM261 248H263V247H261ZM224 250H226V252ZM223 251H224V253H223ZM225 253H226V255H223ZM220 254H222V255H220ZM133 255H134V257H133ZM216 255H218L217 256V257H219L218 259H217ZM132 257L134 258V260ZM155 258H156L155 261H157V257H155ZM158 259L160 261L161 258H158ZM164 259H166V258H164ZM226 259H228V258H226ZM201 261H203V262H201ZM164 262H165V260H164ZM261 262L263 263L264 261H261ZM233 263L230 262V264H233ZM240 263H238V264H240ZM255 264H258V263H255Z\"/></svg>",
    "mask_w": 264,
    "mask_h": 264
}]
</instances>
